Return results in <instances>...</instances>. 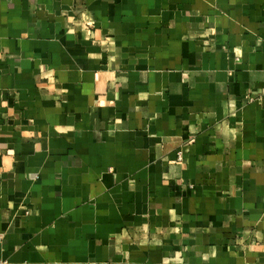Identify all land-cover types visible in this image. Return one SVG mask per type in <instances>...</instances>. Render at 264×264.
I'll list each match as a JSON object with an SVG mask.
<instances>
[{"label":"crops","instance_id":"obj_1","mask_svg":"<svg viewBox=\"0 0 264 264\" xmlns=\"http://www.w3.org/2000/svg\"><path fill=\"white\" fill-rule=\"evenodd\" d=\"M0 264H264V0H0Z\"/></svg>","mask_w":264,"mask_h":264}]
</instances>
